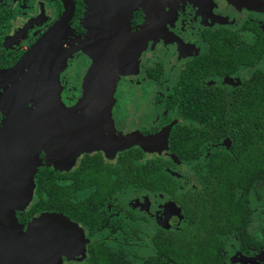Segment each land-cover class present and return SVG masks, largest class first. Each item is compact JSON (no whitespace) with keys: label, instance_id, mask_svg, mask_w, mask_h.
Here are the masks:
<instances>
[{"label":"flooded vegetation","instance_id":"1","mask_svg":"<svg viewBox=\"0 0 264 264\" xmlns=\"http://www.w3.org/2000/svg\"><path fill=\"white\" fill-rule=\"evenodd\" d=\"M126 1L132 10L129 18L130 40L134 43L145 39L139 48L137 73L141 74L119 78L120 81L124 80L119 86L136 95L121 97L124 105L129 107L136 102L144 106L134 118L138 122L135 124L136 128L128 135L152 137L169 128L168 150L164 156L157 151L146 152L140 145L133 143L125 150L112 151L116 138L127 136H117L121 132L115 130L117 123L113 115L116 96L120 93L119 86L116 87L108 121H104L101 114L93 113L95 108L77 114L78 117L71 116L69 112L62 115L64 129L61 132L66 134L65 146L62 155H57L56 158L61 159L60 167L63 170H54L43 165L47 156L44 149L38 152L42 165L37 168L47 169L50 177L45 180L70 191L69 200L61 214L78 225L84 234V255L74 256L72 261L62 257L61 264H89V251L98 247L113 256L123 255L125 264H134L133 260L139 261L140 258H145L144 264L164 262L163 255L153 240L180 231L185 224V215L173 195L150 190L144 177H139L138 172L149 164L159 168L162 173H167V170L175 172L181 164L192 166L193 163L205 162L215 150L229 152L231 139L225 137L217 143H206V147H203V153L206 150V154L192 163L181 161L173 155L170 147L173 132L185 135L190 130L195 132L200 126L196 116L179 113L181 103H205L213 106L212 118L221 122L249 118L247 113L243 114L240 110L244 108L245 103H251L239 95H244V83L255 78L254 75L261 69L262 62L260 59H247L244 56L246 52L240 48L252 46L260 36H264V5L243 12L234 24L225 27L217 24L219 18L234 14L233 8L225 0H140L139 3L138 0ZM67 2L74 5L68 21L38 50L23 73L11 75L7 72L16 66L22 56L62 21L65 5L62 0H0V93L7 88H19L21 83L22 87L27 86L29 80H34L39 89L45 87V79L40 75L53 69L56 63L54 57H70L67 58L68 67L73 63L78 64V67L90 64L81 50L67 52L68 49L79 46L85 37L87 4L85 0ZM142 25H149L151 28L144 31L140 28ZM248 25L252 28H248ZM219 29H231L236 32L231 35L213 32ZM73 43L77 45L74 46ZM193 52L194 54L190 55ZM142 58L146 63L143 67ZM187 68L190 71H187ZM66 71L67 69L59 76L61 100L66 108H72L81 98V91L77 88H80V81L77 82L74 75L65 77ZM32 72L35 74L31 77ZM142 76L157 86L153 97L149 96L148 89L143 87L146 85L137 79ZM123 82L127 84L123 85ZM36 88L34 86L33 90ZM177 89H190L195 91V94L204 90L208 96L203 98V101L195 96L186 99L184 95L178 96ZM16 95H19V89ZM37 96L41 95L38 93ZM35 99L37 100L36 96ZM43 100L47 102V99ZM87 101L82 99L80 103ZM220 106L224 108L220 109ZM226 106H236L237 108H233L234 114L225 113ZM145 109L146 113L142 115ZM249 111L250 108L247 112ZM3 117L0 110V128ZM40 117L42 115L37 114L33 119L40 120ZM44 118L49 125L58 127L57 123L51 121L52 114H45ZM75 132L78 133L76 137ZM224 141L228 147L222 146ZM177 147H180L179 141ZM207 147L213 150L207 151ZM52 157L49 156L50 159ZM258 179L250 181L249 190L251 183L257 182ZM173 180L178 191L194 190L197 186L195 174L193 179H185L180 183L176 179ZM35 191L34 176L32 199L24 211L16 213L18 222L24 226L23 230L34 217L43 213H57L36 212L31 214L27 221H20L22 213L29 209L33 211L36 203ZM248 205L250 208L249 197ZM173 208L174 211H171ZM249 220L245 225L247 233ZM261 232V241L251 236L255 242L262 245L261 247L252 245L247 250H241L238 242V253L243 256L253 250L263 249V228ZM222 252L223 264H227V258Z\"/></svg>","mask_w":264,"mask_h":264},{"label":"water","instance_id":"2","mask_svg":"<svg viewBox=\"0 0 264 264\" xmlns=\"http://www.w3.org/2000/svg\"><path fill=\"white\" fill-rule=\"evenodd\" d=\"M62 1L65 5L62 21L24 54L16 66L7 72L8 74L23 73L38 50L54 37L71 17L74 10L73 3L69 5L67 0ZM85 2L87 32L79 43L78 50L91 60V66L85 78L82 96L73 108L78 111L91 104L95 108L94 112L101 114L106 121V117L110 115L118 77L135 74L138 71L139 51L129 37V18L132 10L126 0H85ZM235 3L245 9H255L264 5L261 0H235ZM146 29L147 27L144 31ZM64 58L63 65L53 71V83L51 82L53 88L50 91L53 97L59 87L58 76L66 66V57ZM103 75H108L110 78L107 93L100 90L98 82V76ZM32 90V85L19 87L18 98L22 102L15 108V121L0 128V264H61L62 257L69 259L84 255L82 230L62 214H40L27 224L25 230L16 217V213L24 211L32 199L34 175L40 166L39 150L44 149L48 158L50 155L54 156L50 161L59 166V170H63L60 167L61 159H57L56 156L62 155L65 146L66 134L61 132L64 129L62 127L64 118L60 115L59 122L58 118L53 116L51 121L58 125L54 127L46 123L44 117L45 114H51L48 110L50 108L57 115L66 111L61 109L59 113L57 103L53 101L51 107L48 99L46 103L37 105L35 109H29L28 99H35L36 96L39 100L37 93H33ZM37 90L34 89V92ZM97 95L104 96L107 103L98 102ZM86 96L89 98L88 101L80 103ZM37 114L42 115L40 120L33 119ZM168 133L169 128L152 137L141 135L117 137L115 145L114 143L112 145V151H122L137 143L145 151L167 154ZM74 135L76 137L78 133L75 132ZM172 158L176 160L174 156Z\"/></svg>","mask_w":264,"mask_h":264},{"label":"trees","instance_id":"3","mask_svg":"<svg viewBox=\"0 0 264 264\" xmlns=\"http://www.w3.org/2000/svg\"><path fill=\"white\" fill-rule=\"evenodd\" d=\"M247 27L252 28L251 25ZM213 32L231 35L236 31L219 29ZM240 49L246 52L244 56L247 59H260L262 62L255 78L244 83V95H239L251 103H245L240 110L243 114L247 113L249 118L221 122L212 118L213 106L181 103L179 113L196 116L200 126L195 132L190 130L185 135L173 132L170 144L173 155L186 163L201 158L206 143H217L225 137L231 139L229 152L215 150L205 162L193 163L190 169L197 180L194 190L178 191L174 180L152 164L138 172L150 190L173 195L185 215V224L180 231L154 238L164 258V262L158 261V264H223L221 252L229 237L238 240L241 250H247L252 245L262 246L249 236L245 225L251 215L247 194L250 181L260 178L264 173V36H260L252 46ZM186 70L190 71L188 68ZM201 91L195 94L190 89H177L179 97L184 95V98L189 99L195 96L203 101L208 95L204 90ZM233 108L237 107L226 106L225 113L234 114ZM178 141L180 147H177ZM34 176L36 203L32 212L29 209L21 214L20 221L23 222L36 212L53 211L61 214L69 200L70 191L45 180L50 177L47 169L37 170ZM87 260L89 264H125L123 255L113 256L99 247L89 251Z\"/></svg>","mask_w":264,"mask_h":264},{"label":"rangeland","instance_id":"4","mask_svg":"<svg viewBox=\"0 0 264 264\" xmlns=\"http://www.w3.org/2000/svg\"><path fill=\"white\" fill-rule=\"evenodd\" d=\"M228 5H230L233 10H234V14L232 16H227V17H220L219 20L217 21V24L225 26V27H230L232 24H234V22L237 21V17H239L240 14H242L245 11L248 10H255V9H245L242 8L241 6L237 5L235 3V0H225ZM261 6V5H260ZM258 8V7H257ZM145 27H147L148 30H150V26L148 27L147 25H142L140 28L144 29ZM147 35H149V31L146 32ZM145 35V34H144ZM145 40V39H143ZM139 42H134L137 46V49L139 51L140 45L143 43L142 41ZM142 42V43H141ZM73 45H77L75 43H73ZM72 45V46H73ZM70 47V44H69ZM68 47V48H69ZM180 47V46H179ZM79 49L78 46L75 48H70L68 49L67 52H70V50H77ZM140 52V51H139ZM194 54L190 53V55ZM68 55V54H67ZM66 55V56H67ZM140 55V53H139ZM70 59V57H66V66L64 67L63 70H61L60 73H62L65 69H67V71L64 73V76L67 78H70L72 75L75 76V78L77 79V82L80 83V88L77 87L78 89H80L81 91V96L83 93V89H84V85H85V78L88 74V70L89 67L91 66V60L88 58V60L90 61V64H88L87 66H85L84 64L80 65L78 67V64H72V66L68 67L67 66V61L68 59ZM64 57H54V61L56 62L53 66V69L47 70L46 73H41V77H44V85L45 87H42L41 89H39V85L37 83H34V80H29L28 82V86L31 87H37L36 89H38L37 91L34 92V90H32L33 93H38L41 95L39 96V100L36 99H28L27 101V105L29 109H34L37 105H41L42 103H46L45 100H43V98L48 99V101L51 104V107L53 105V101H55L57 103V109H59V113H61V109L69 112L72 111L71 116L72 115H77L78 113H85L86 111H88L89 109H93V106L90 104V106H86L81 108L80 110L76 111L74 110V108H66L65 104L62 102V89L59 83V87H57V93L54 94L55 97H53L52 93L50 91H52L53 88V71L54 70H58L59 67H61L63 65V61H64ZM144 59L142 58V67L146 65V63H144L143 61ZM88 61V62H89ZM151 65V64H150ZM68 67V68H67ZM88 67V68H87ZM138 68H139V63H138ZM137 68V70H138ZM138 72V71H137ZM135 73V74H131V75H126V76H137L139 73ZM35 73L32 72L31 77L34 75ZM141 74V73H140ZM139 74V75H140ZM60 76V74H59ZM58 76V78H59ZM120 77L119 76L117 81H116V87L119 86L121 81H120ZM125 77V76H123ZM137 79L145 84L146 86H143L145 89H148V94L149 96L154 95L157 86L153 85L152 82H150L148 79L144 78L142 76V78L137 77ZM140 79H144V80H140ZM52 82V83H51ZM89 82V81H88ZM31 85H30V84ZM22 84V83H21ZM20 84V87H22ZM123 85L127 84V82H123ZM116 87L114 90V94L116 91ZM19 88H7L4 90V92L0 93V110L3 113V120H2V125L6 124H12L15 121V116H16V112H15V108L18 105V103L20 104L22 101L20 98H18V96L16 95V93L18 92ZM122 89V90H121ZM121 90V91H120ZM126 88L124 87H118V93L116 96V101H115V108H114V119L116 120V129L115 130H119V133L117 136H124V135H128L130 132H132L134 130V128H136V123H138L134 118L137 115L138 112H140L142 110V108L144 106H141V103H136L131 105V106H126L124 105L121 97H135L136 95H134L133 92H131L129 89L127 91L126 94ZM80 93V92H79ZM159 93V92H158ZM114 94H113V98H112V103L114 101ZM80 96V97H81ZM43 97V98H42ZM48 97V98H47ZM155 97V96H154ZM86 97H83V100L86 101L85 99ZM121 99V100H120ZM80 100V99H79ZM98 101V100H97ZM101 102V101H98ZM94 103V102H93ZM112 103H111V107H112ZM73 109V110H72ZM50 111V113L53 116H56L58 119L61 118L62 116V112L61 114H56L55 112H53V110L50 108L48 109ZM111 111V108H110ZM93 113L94 110H93ZM146 113V109L142 111V115H144ZM61 115V116H60ZM104 116V115H103ZM110 117V115H108L106 118V121H108V118ZM105 118V116H104ZM8 122V123H6ZM134 124V125H132ZM139 127V125H137V128ZM222 146L224 147H228V144L226 141L222 142ZM206 147V145H205ZM204 149V148H203ZM213 150V148L211 147H207V151H211ZM148 152V151H146ZM160 154V153H159ZM204 154H206V150L204 151ZM161 155H166V154H161ZM48 161V162H47ZM42 164H40L41 166ZM47 167H51L54 170H59V166L54 165V163L52 164V161H50V158H48L46 156V162L45 164H43ZM56 166V167H55ZM191 165H179V168H177L175 172L169 171L167 170V173H165L167 176L172 177L173 179H176L178 181V183L183 182V180H188V179H193V172L190 169ZM189 187V186H188ZM248 197H249V203H250V208L252 211L249 223L247 225V230L250 236H253L256 240L261 241V228L264 229V176H262L260 179H258V181L251 183V188L249 190L248 193ZM223 255L224 257H226V263L227 264H264V248L260 249V250H253L248 254H243L240 255L238 253V241L235 239V237H229L226 241L225 244L223 246ZM74 258V257H73ZM73 258H66L67 261H72ZM145 258L142 259L140 258L139 261L133 260L134 264H144ZM62 263V262H61Z\"/></svg>","mask_w":264,"mask_h":264},{"label":"bare ground","instance_id":"5","mask_svg":"<svg viewBox=\"0 0 264 264\" xmlns=\"http://www.w3.org/2000/svg\"><path fill=\"white\" fill-rule=\"evenodd\" d=\"M98 82L100 84V90L101 91H105V93L108 92V87L110 85V78H108V75H103V76H98ZM87 94V93H86ZM99 95V94H98ZM96 97V99H98V101L104 102L105 104L107 103L106 99L104 98V96H98ZM88 96L85 100H88ZM7 123V122H6Z\"/></svg>","mask_w":264,"mask_h":264}]
</instances>
